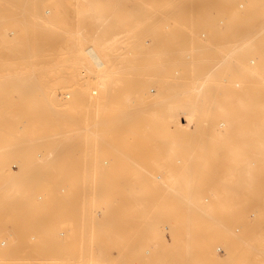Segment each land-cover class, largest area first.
<instances>
[{"label":"rangeland","instance_id":"1","mask_svg":"<svg viewBox=\"0 0 264 264\" xmlns=\"http://www.w3.org/2000/svg\"><path fill=\"white\" fill-rule=\"evenodd\" d=\"M219 16L223 23H218ZM262 20L264 0H0V150L8 153L5 167L11 170L4 175L19 173L26 164L28 177L42 179L29 183L27 195L16 204L0 203V264H65L68 255L83 259L82 264H97L90 259L96 254L103 259L99 264H185L181 236L186 233L190 240H202L205 251L215 250L216 257L209 256L213 262L264 258L259 250L264 240L249 245L236 235L257 232L264 221V153L249 151L236 159L235 147L241 144L237 128H245L250 118L229 124L225 110L212 107L234 104L237 93L253 85L243 84L242 73L196 81L186 64L197 49L204 54L213 50L216 68L218 46L226 50L264 38ZM202 29L208 31L206 38H199ZM97 38L105 40L98 48L105 62L99 68L85 50ZM257 49L247 43L239 47V56L254 64ZM100 72L111 79L131 76L124 87L135 86L132 97L138 107L123 108L127 102L118 96L117 83L105 109H85L95 104L94 95L102 88ZM57 73L70 74L55 85L56 99L70 102L72 93L59 95L77 89L84 106L68 110L46 130L76 139L65 148L55 147L63 150L55 159L67 161L75 154L79 164L46 169L38 165L45 148L19 139L37 136L42 129L26 125L22 109L29 93H21L17 82L35 76L37 88L46 89ZM244 78L256 81L253 75ZM193 81L198 85L191 87ZM254 112L264 114V108ZM89 137H105L110 143L87 146ZM88 151L94 152L89 163H81ZM104 157L108 164L102 163ZM182 170L197 177L189 205L159 182L170 174L181 177ZM167 200L176 206L151 210V204ZM110 211L117 212L118 221L125 218L122 233L107 237L96 228L94 236H86L88 217L100 220ZM62 228L64 234L57 235Z\"/></svg>","mask_w":264,"mask_h":264},{"label":"bare ground","instance_id":"2","mask_svg":"<svg viewBox=\"0 0 264 264\" xmlns=\"http://www.w3.org/2000/svg\"><path fill=\"white\" fill-rule=\"evenodd\" d=\"M87 11H89V10H86L85 12H87ZM103 15L105 16V14H103ZM103 15L101 14V17ZM99 17L100 16H98V18ZM220 18H223V17L222 16L217 17L218 23H223L224 18H223L222 22L219 21ZM91 21H93V19H90L89 22H91ZM262 21H264V20H262ZM88 25H89V23H88ZM97 28H96V30H97ZM86 30H88V29H86ZM205 30L207 31V29H205ZM208 31L210 33L209 36H212V34L210 32L211 29L209 30V27H208ZM84 33H86V31L83 32V36H84ZM250 33H252V32H250ZM72 34H73V32H72ZM75 34H73V35H75ZM80 34H82V32ZM181 38L182 39L186 38V35H185V32L183 29H181ZM199 38H201V37H199ZM97 39L98 40H96L94 43L92 41H91V43L89 42L90 44H88L85 47V50L87 51V53L90 54L89 56L92 57L91 58V59H93L92 61H94L96 66L99 68L105 62H104V58L100 55L98 48L104 46L105 40H99L100 38H97ZM200 40H202V39H200ZM252 40H253V38H250L247 42L236 43V45L233 46V48H231V49L227 46L226 50L224 48H222L221 46H218L216 48V52L218 53V56H216V57H218L220 60H216L219 63V65L216 68H214L215 53L213 50H210V54H204L205 53L204 51L203 52L201 51L199 53V51L197 49L196 52H198V54H196V52L193 53V54H195L194 59L190 58L193 60L186 61V64L190 65V68H189L190 69L189 70L190 75H192L196 81L197 80L198 81H207L208 79L210 80L211 78H213L215 76L221 77V76H225L228 74L242 73V76H239V77H240V79H242V81L244 80L243 84L253 85L252 89L245 90L241 93H237V96L235 98L237 102H235L234 104L212 106V107H219L220 109L225 110L226 113L223 116L229 124H231V122H235L236 119L247 118V117L250 118V120L247 122V125L245 128H243V126L241 128H237V133L239 135L238 139L241 140V142H240L241 144H239V145H237V147H235L236 150L238 151V153L236 154L237 156L235 157L236 159L239 158L240 154L244 155V153L249 152V151L264 153V119H262V118H264V114H261V113L257 114L254 112L259 108H264V101H261V100H264V99H262V98H264V38H260L255 43ZM87 43H85V45ZM198 43H196V44H198ZM247 43H248V46L254 45V47L260 48V49H257V51L253 52L257 58V61L254 64H249L245 59H243L239 56V52H238L239 47H241L243 45H247ZM193 45H195V44L193 43ZM199 45H201V48L203 47V43L200 42ZM228 49H230V50H228ZM254 55H253V57H255ZM86 56H87V54H86ZM61 57H63V56H60V58ZM120 57H119V60H122ZM124 57H122V58H124ZM127 60H129V59H127ZM197 61L203 62V67H200L198 65ZM251 61H254V59H251ZM84 62H86V61H84ZM93 65H94V63H93ZM96 66H94V68ZM115 69H117V68H115ZM68 74H70V73H68ZM68 74L67 73H62V74L57 73L56 78L54 79L53 83L51 84L52 86H47V88L45 89V87H43V85H42L44 90L41 89L42 87L37 88V87H39L38 86L39 82H37L38 80L35 76H30V78L27 76H22V77H20V79H18L19 82H17L19 85L18 90L21 91V93L25 92V90H26V93H29V96H28L27 101H26L27 105L23 106V109H22V110H24L23 112H25L24 117H26V121H25L26 125H28L29 123H34V125L36 127H39V129H42V130H40V132L37 131L39 133V135H37V136L24 135L23 138H19V139H22L24 142H27L30 145H42V147L45 148L43 155H42V157L44 158V161L39 162L38 165L40 166L42 164V165H44V167H46V169H48L49 167H52L51 165H53V164H54V166L57 165V163H60L63 167H69V166L71 167L74 165L77 166V164H79L75 154H73L72 158L70 157L67 161H64V160L57 161L55 159L56 157H59L63 151L60 149H58L56 151L55 147L65 148L66 144H68V146H70L75 142L76 139L73 137L57 136L56 134L51 136V135L47 134V133H49L48 132L49 130H46V128L52 126L51 125L52 123H55V120L57 119V117L64 115L65 112H67L68 110L78 111L80 109H83L84 105H82L80 102H78L80 92L77 89H75V90H72V89L68 90L67 89V90H64L59 95V96H62L63 98H65L67 96L69 97V95L72 93V97L68 98L70 100V102H62V101H59L58 99H56V92H55L54 87H55V85L59 86L61 82H64L65 80H67ZM247 74L256 76L255 83L245 81L244 76ZM92 75H94V74H92ZM92 75H89V77ZM109 76L110 75L108 73H105V72H100L97 74V77L98 78L100 77L102 79L99 81V85H100V87L102 86V88L99 90V92H97L96 95H94L96 97L94 99L95 104L86 105L85 109L87 108L89 110L90 107H94L95 112H97L101 109H105L108 105L107 101L110 100L109 97H111V94H112L111 86L116 87L117 83H118V85H117L116 90H117L118 96L123 101L127 102V105L123 108H126V107H131V109L137 108L138 107L137 104H134V102H135L134 99L136 97H132V94L136 93V90L134 91V88H135L134 85L135 84L131 83L134 86L133 88L130 85L127 88L124 87V85L127 86V83L129 82V78H131V76L121 75L119 78H117L118 77L117 76L116 77L117 79L116 78L114 79V77L111 79V77H109ZM111 76H112V74H111ZM93 77H95V75ZM196 81L191 82L190 86L191 87L197 86L198 84ZM235 83L239 84V82H237V81ZM222 84L223 83L220 82L218 85H222ZM34 86L37 89H34V90L29 89L30 87H34ZM129 87L131 89H129ZM91 90H92L91 92L95 93L97 91V88L94 87V88H91ZM71 99H72V101H71ZM101 99L104 100L102 103H101ZM54 100H55V102H53ZM212 100H215V98ZM203 108H204V106H203ZM250 110H252L253 112H251ZM94 123L95 122H88L87 126H92L91 124L94 125ZM223 124H224V121L221 120L219 122V125L223 126ZM240 124L241 123L238 122V125H240ZM27 133H29V132H27ZM107 141H108V138H105V137H103V138L102 137L101 138L89 137L87 140V146L88 145H94V146L96 145V146L100 147L101 145H104L105 143L107 144ZM45 151H47V152H45ZM93 153L94 152L88 151L87 154H84L81 163H84V164L89 163L87 158L92 156ZM7 154L8 153L0 150V203L12 205V204H16L17 201L20 200L24 195H27V189H28L29 183H35V181H39L42 179H33L32 177H28L26 175V173L30 171L29 170L30 167L26 164L21 166L19 173L17 172L14 175H10V177L5 176L4 173L6 171L11 172V170H9L5 167V165H6L5 164V157ZM102 163H103V159H102ZM108 163H103V164H108ZM13 164H16V163H12V166H13ZM230 172H231V170H230ZM246 172L248 173L249 169H247L244 173H246ZM196 178L197 177L191 176L190 172L188 173V171L182 170L181 171V177H177V176H174L173 174H170L166 178L159 179V182L161 183L160 185L163 188V190L171 192V193H177L178 192L181 195V199L187 200L188 201L187 204L189 205V202L192 200V198H194L195 188L197 186L196 184H194V181H196L195 180ZM135 191H137V190H135ZM215 191L216 190H213L212 192H215ZM105 200H107V199H105ZM173 202L174 201H171V200H169V201L167 200L165 202H155L154 204H151L150 208H151V210H155V209L159 208V206H160V207L168 208L171 210V209H173V207L175 205V204H173ZM193 202L194 201H192V203ZM195 204L196 203H194V205ZM188 210H189V207H188ZM96 213L99 216L102 215V212L100 209L96 210ZM211 217H213V216L211 215ZM118 218H119V216L117 215V212H113V211H112V213H111V211L109 212V214L107 213V216H104V218L100 219V220L94 217V221H93L92 217H88V221L90 220V222L87 223L88 228H86L84 230V231H86L85 235L86 236H90V235L94 236V233H95L94 230L96 228H100L96 231H103V233L107 237L113 236V235H118V233L121 231L120 226L123 225V224H121V222H123V223L125 222V218H123V220H120V221H118ZM188 219H189V214H188ZM215 219L218 221L216 216H215ZM188 223H189V220L187 222V226H189ZM231 232H232V230H231ZM49 233H51V231H49ZM121 233H122V231H121ZM63 234H64V230L62 233L58 232V230H57V235L61 236ZM236 235L238 237L237 240L240 242H243V241L245 242L247 240L249 242V245L257 244L258 242H260V240H264V221H262V226H261V229L259 231L253 232L250 230V231H246V232H241L240 234L236 233ZM34 237H35V235L30 236V238H32V239H34ZM188 237H189L188 233L183 234L181 236V262H184L185 264H221L222 263V261H223L222 258H218V259L216 258L215 262H213V260L210 259V257H209L210 255H214L215 257L217 255V253L215 255L214 249L210 250V251H205L204 250L205 243L202 242V240L200 241V240L195 239V238L190 240V238H188ZM4 241L5 240H2L1 243ZM217 249H220V246H217ZM259 250L264 252V243L261 244V248ZM189 253L190 254L192 253V255H188ZM248 258H249L248 260L241 262L240 264H264V258L253 259V257H251V256H249ZM90 259L93 261L95 260L97 264H99L100 261H103V259H101L98 254L94 255V257L90 258ZM0 260H2V259H0ZM72 261H75L77 264H82L83 259H74V258H72V256L68 255V257L63 260V263L73 264ZM94 263L95 262H92V264H94ZM228 264H230V263H228Z\"/></svg>","mask_w":264,"mask_h":264},{"label":"built area","instance_id":"3","mask_svg":"<svg viewBox=\"0 0 264 264\" xmlns=\"http://www.w3.org/2000/svg\"><path fill=\"white\" fill-rule=\"evenodd\" d=\"M219 21L222 22V21H223V18H220ZM198 35H200V37H202V38H206V37L208 36V32H207L205 29H203V30H201V31L198 33ZM108 162H109V158L104 157V158H103V163H108ZM15 165H16V164H13V166H15ZM59 232L62 233V232H63V228L60 229ZM2 243H3V244H6L7 242H6V240H5V241L2 242Z\"/></svg>","mask_w":264,"mask_h":264}]
</instances>
